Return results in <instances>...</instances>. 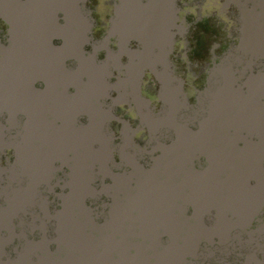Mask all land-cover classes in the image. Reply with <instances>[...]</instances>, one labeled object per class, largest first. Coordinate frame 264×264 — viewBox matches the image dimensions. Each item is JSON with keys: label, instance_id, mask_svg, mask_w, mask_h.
Instances as JSON below:
<instances>
[{"label": "water", "instance_id": "95a60500", "mask_svg": "<svg viewBox=\"0 0 264 264\" xmlns=\"http://www.w3.org/2000/svg\"><path fill=\"white\" fill-rule=\"evenodd\" d=\"M88 1L0 0V97L65 78L90 106L0 112V264H264V0H225L238 41L194 103L175 61L191 28L179 0H122L102 40Z\"/></svg>", "mask_w": 264, "mask_h": 264}, {"label": "flooded vegetation", "instance_id": "af4514ba", "mask_svg": "<svg viewBox=\"0 0 264 264\" xmlns=\"http://www.w3.org/2000/svg\"><path fill=\"white\" fill-rule=\"evenodd\" d=\"M122 0H89L87 6L92 12L94 19L92 35L95 39L102 40L107 36L111 27V19L114 17L116 9L121 5ZM225 0H179L181 6L180 17L188 18L195 17L191 24L194 31H197L193 41L189 38V33L182 32L177 38L175 44V58L177 66L180 68L181 75L185 78V91L188 94L189 100L194 103L196 101L197 90L204 88L207 71L211 68L214 62L228 50V48L238 41L239 23L233 9L225 8ZM236 13V11L234 10ZM238 13V12H237ZM213 21H217V28L210 25ZM219 24H222L225 37L223 43H214L208 47L207 35L213 30H218ZM2 29L6 32L7 24L0 20ZM191 37V36H190ZM119 40L114 36L111 38L110 46L112 49H118ZM101 58L105 57V52L100 54ZM191 61H195L192 64ZM199 67L197 73L192 72V67ZM185 68L189 72V76L185 75L181 68ZM4 72L1 73L3 76ZM45 74V73H44ZM59 75V74H58ZM61 76H68L66 72L61 73ZM59 79V80H58ZM58 81L65 83L64 88H60L52 92L47 85L46 79H41L35 89L28 92L24 98L16 99L9 93L3 91L0 97V112L1 116H13L14 112L23 113L19 116L33 117L44 116L48 118H81L88 116L90 106L88 103V90L83 87H77L75 82L69 84V79L57 78ZM159 86L152 76H148L146 85L143 88V94L154 101L158 107L161 103L158 102L157 92ZM36 90L40 93H37ZM56 90V89H55ZM117 95L116 93L114 94ZM6 112V114H5ZM78 112L80 114H78ZM4 113V114H3ZM116 114L128 120L132 126L136 127L139 124L135 111L131 110L127 105L120 104L116 106ZM116 134H120L122 124L114 122L113 124ZM146 141L148 139L147 132H141L138 138ZM7 158L10 161L14 160L13 150H7Z\"/></svg>", "mask_w": 264, "mask_h": 264}, {"label": "rangeland", "instance_id": "374dc122", "mask_svg": "<svg viewBox=\"0 0 264 264\" xmlns=\"http://www.w3.org/2000/svg\"><path fill=\"white\" fill-rule=\"evenodd\" d=\"M194 20H195V17L188 18L189 23H193ZM216 23H217V21H213L212 23H210V25L213 27V29L215 27L217 28ZM222 26H223L222 24H219L218 30H215V31L213 30L211 33H209L207 35L206 39H207L208 47L214 43H223L222 39L225 37V32L223 31ZM196 33H197V31H194V28L192 27L191 31L189 33V38L191 41H193L195 39ZM191 62H192V64L195 63V61H191ZM181 70L184 72L185 75L189 76V72H187V70L185 68L182 67ZM198 71H199V67H195V66L192 67L193 73H197Z\"/></svg>", "mask_w": 264, "mask_h": 264}]
</instances>
